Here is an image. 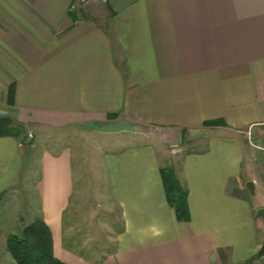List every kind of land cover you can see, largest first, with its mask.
Masks as SVG:
<instances>
[{"label":"crops","instance_id":"crops-1","mask_svg":"<svg viewBox=\"0 0 264 264\" xmlns=\"http://www.w3.org/2000/svg\"><path fill=\"white\" fill-rule=\"evenodd\" d=\"M74 2L0 0V118L28 133L0 136V202L39 169V211L20 222L41 219L67 264H264V203L246 185L264 192L253 142L264 128V0ZM69 130L98 141L95 169L120 213L99 261L67 239L85 167L83 149L58 136ZM182 134L165 164L158 143ZM163 167L188 190V221L168 202ZM10 234L2 264H18Z\"/></svg>","mask_w":264,"mask_h":264},{"label":"rangeland","instance_id":"rangeland-1","mask_svg":"<svg viewBox=\"0 0 264 264\" xmlns=\"http://www.w3.org/2000/svg\"><path fill=\"white\" fill-rule=\"evenodd\" d=\"M74 131L69 130L66 138L64 132L58 134L59 137L63 138L65 143L69 144L70 142L73 147L79 148L80 150L83 149L81 155H84L83 161L85 166L84 174H81L82 178L79 182H76L78 190L73 194L71 205L65 214L66 222L74 226L73 229L69 230L67 239H69L68 241H76L78 245L75 242L74 244L79 251L99 261L102 259L104 253L114 248V237L120 229V213L119 210H117L118 212H110L108 209L109 201L105 196L108 187L104 185L103 180L105 171H103L102 167L99 170L95 169L98 165L97 157H99L98 141L95 144L88 137V134H85L84 137L83 135L77 136L76 134L74 136ZM261 131L263 134L259 137H254L253 142L264 147V128H261ZM184 137L185 135L182 134L180 137L175 136L171 137V139H165V141L158 143L160 147L158 144H155L163 151L162 154H165V159L167 160L165 164L176 154L184 150L182 147L184 146V142H186ZM134 141L139 140L135 139ZM94 153H96L95 164H93ZM39 178V169L33 170L29 173V176H26V183L24 180L23 186L18 185L10 191L9 196L3 197V200L0 202L1 237L8 236V234L13 232V234H21V229L24 226L20 222V217L22 216L28 220V218H31L29 216H33V210L40 206L39 195L35 190V183ZM19 182L21 183L22 180ZM15 192L16 195H14ZM251 197L256 204L264 203V192L259 193L256 190V195L252 194ZM34 219L26 222L29 223ZM1 246L5 247L6 242L3 241L1 244L0 239V252ZM0 262L2 264V261Z\"/></svg>","mask_w":264,"mask_h":264},{"label":"trees","instance_id":"trees-1","mask_svg":"<svg viewBox=\"0 0 264 264\" xmlns=\"http://www.w3.org/2000/svg\"><path fill=\"white\" fill-rule=\"evenodd\" d=\"M218 122H209L208 125H216ZM5 135H23L24 139L28 133L24 134L23 128L15 125L14 119L1 117L0 136ZM161 174L168 202L175 209L177 218L190 220L188 190L183 187L173 168L163 167ZM7 244L18 264H67L54 255L51 232L41 219L25 227L21 234H10Z\"/></svg>","mask_w":264,"mask_h":264},{"label":"water","instance_id":"water-1","mask_svg":"<svg viewBox=\"0 0 264 264\" xmlns=\"http://www.w3.org/2000/svg\"><path fill=\"white\" fill-rule=\"evenodd\" d=\"M247 187L249 188V191L256 195V186H255V183L253 180H249L247 183H246ZM257 214L259 216H261L263 218V221H264V206L260 207L258 210H257ZM259 255L262 257V260L264 262V245L262 246V248L260 249L259 251Z\"/></svg>","mask_w":264,"mask_h":264},{"label":"built area","instance_id":"built-area-1","mask_svg":"<svg viewBox=\"0 0 264 264\" xmlns=\"http://www.w3.org/2000/svg\"><path fill=\"white\" fill-rule=\"evenodd\" d=\"M91 1H93V0H75V2L72 4L71 9L73 11H78L82 6H85L86 4H88ZM29 136H30V138H33L32 133H29Z\"/></svg>","mask_w":264,"mask_h":264}]
</instances>
